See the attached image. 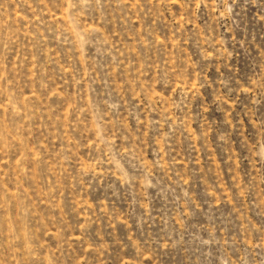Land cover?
<instances>
[{
  "label": "rangeland",
  "instance_id": "374dc122",
  "mask_svg": "<svg viewBox=\"0 0 264 264\" xmlns=\"http://www.w3.org/2000/svg\"><path fill=\"white\" fill-rule=\"evenodd\" d=\"M0 264H264V0H0Z\"/></svg>",
  "mask_w": 264,
  "mask_h": 264
}]
</instances>
